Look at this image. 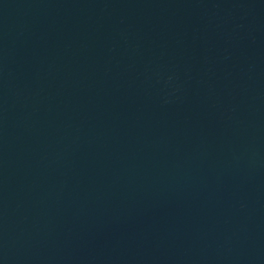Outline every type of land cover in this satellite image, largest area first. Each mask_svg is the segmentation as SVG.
Here are the masks:
<instances>
[{"label": "water", "instance_id": "obj_1", "mask_svg": "<svg viewBox=\"0 0 264 264\" xmlns=\"http://www.w3.org/2000/svg\"><path fill=\"white\" fill-rule=\"evenodd\" d=\"M0 264H264V0H0Z\"/></svg>", "mask_w": 264, "mask_h": 264}]
</instances>
